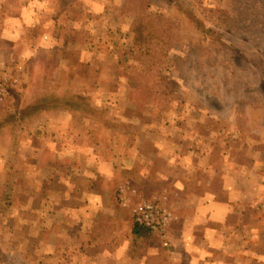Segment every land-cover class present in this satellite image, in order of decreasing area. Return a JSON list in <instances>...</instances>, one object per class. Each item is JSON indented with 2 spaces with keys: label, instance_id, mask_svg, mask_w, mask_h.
I'll list each match as a JSON object with an SVG mask.
<instances>
[{
  "label": "rangeland",
  "instance_id": "obj_1",
  "mask_svg": "<svg viewBox=\"0 0 264 264\" xmlns=\"http://www.w3.org/2000/svg\"><path fill=\"white\" fill-rule=\"evenodd\" d=\"M10 2L33 7L12 51L35 58L0 89V264H264V0ZM33 72L40 95L112 124L67 97L2 116ZM141 201L177 219L152 231Z\"/></svg>",
  "mask_w": 264,
  "mask_h": 264
},
{
  "label": "crops",
  "instance_id": "obj_2",
  "mask_svg": "<svg viewBox=\"0 0 264 264\" xmlns=\"http://www.w3.org/2000/svg\"><path fill=\"white\" fill-rule=\"evenodd\" d=\"M25 5L23 8L19 9L14 4H12L10 2V0H0V70L6 69V70H11V72H12V76H11L12 79L9 82L8 87L12 83L17 81V77L19 75V71H18L19 69H17V68L21 67L22 70L27 69L26 67H28L32 58L33 59L35 58L33 56L29 57V53L27 51H29L31 54L32 50L30 48H28V49L26 48V51H24V52H22V50H21V52L19 51L17 53L12 51V50H14V47L18 43H22L20 40L25 38V35H26V31H25L26 28H24L25 26H23L22 23H20V24L17 23L20 21V19H22L21 16H25L26 13L29 12V8L33 9V7L31 5L30 6L27 5V3ZM39 10L40 9L37 7V10H34V12L39 11ZM16 18H17V20H16V22H14V19H16ZM33 49H36V48H33ZM28 75H30V73H28ZM19 84H21V86L23 85V83L21 81H19ZM9 88H7V89H9ZM79 220H81V219H79ZM90 222H91L90 223L91 224L90 229H91V227L94 225V222H98L97 217H95L94 219H90ZM83 223H84V221L82 218V221H80V224L78 226L76 225L78 232H79V230H80V232H82L84 230V228H86V225ZM90 229H89V232H90ZM179 240L180 239H177V237L174 236L171 240V242H172L171 246H174L175 249H177V250L179 249V251H182L183 247L179 246V244H178ZM195 240H196L195 238H190L191 242H193ZM181 242H182V240H181ZM186 243H187V238H185L183 243H181V244L183 246V244L186 245ZM192 244L193 245L191 247L193 250L199 248L198 245H196V243L193 242ZM126 248L128 249V247H126ZM127 258H129V260H130L129 256Z\"/></svg>",
  "mask_w": 264,
  "mask_h": 264
},
{
  "label": "trees",
  "instance_id": "obj_3",
  "mask_svg": "<svg viewBox=\"0 0 264 264\" xmlns=\"http://www.w3.org/2000/svg\"><path fill=\"white\" fill-rule=\"evenodd\" d=\"M138 20H141V27H140V25H138V27H134L135 44L139 45L140 48L141 47L143 48V47H145V44H147L149 39H151V37L148 34L144 33V29L147 28L146 23L144 22L145 19H141V17H140V19H138ZM140 28H141V30H140ZM148 49L149 48L145 49L146 52ZM31 77L34 78L31 101L27 105H25L21 109H19L17 112H13V111L12 112H4V113H2V116L6 117V118L9 117L8 119L15 120V121L33 119V117L36 114L41 113L43 110L51 109L54 104L60 108L64 107V105H62L61 102L59 103V100L61 98L66 100V97H67L66 95H63L62 97H59L58 95L54 96L50 91H47V92L44 91V93H42L40 95L39 94L38 78L35 79L36 76H35L34 72L31 73ZM67 99L69 101L67 102V106L65 107L66 110H69L71 112H78V114L80 116H88V117H92V116L100 117L101 116V112L98 109H94L92 107V105L90 104V102H87V101L83 102V101L76 99L75 97H72V99L67 97ZM5 120L6 119L2 118L0 120V123H3V121H5ZM98 120L103 121V118L100 117V119H98ZM103 122L106 123V127L108 124H110V125L112 124L111 121H107V122L103 121ZM138 226L139 225L134 227L132 234L140 235L139 232L141 230L139 229Z\"/></svg>",
  "mask_w": 264,
  "mask_h": 264
},
{
  "label": "built area",
  "instance_id": "obj_4",
  "mask_svg": "<svg viewBox=\"0 0 264 264\" xmlns=\"http://www.w3.org/2000/svg\"><path fill=\"white\" fill-rule=\"evenodd\" d=\"M11 76L0 74V89L8 86ZM135 221L152 231H167L170 224L177 219L172 211L160 207L155 201L138 202L134 208Z\"/></svg>",
  "mask_w": 264,
  "mask_h": 264
}]
</instances>
